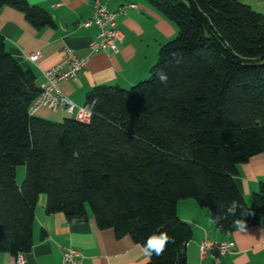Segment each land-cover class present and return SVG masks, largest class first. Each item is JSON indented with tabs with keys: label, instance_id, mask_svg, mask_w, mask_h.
Masks as SVG:
<instances>
[{
	"label": "trees",
	"instance_id": "obj_1",
	"mask_svg": "<svg viewBox=\"0 0 264 264\" xmlns=\"http://www.w3.org/2000/svg\"><path fill=\"white\" fill-rule=\"evenodd\" d=\"M141 1L177 34L160 47L147 79L129 89L92 88L82 107L88 123L30 115L40 87L0 35V255L31 250L40 195L46 215L77 225L90 213L99 230L136 245L167 231L175 242L147 264H187L192 229L177 216L180 201L193 200L211 218L237 200V216L250 213L248 228L262 223L264 183L249 207L235 177L238 166L264 155V15L239 0ZM6 6L36 29L54 26L26 0H0ZM18 166L25 169L20 186ZM233 219L213 225L229 236Z\"/></svg>",
	"mask_w": 264,
	"mask_h": 264
},
{
	"label": "crops",
	"instance_id": "obj_2",
	"mask_svg": "<svg viewBox=\"0 0 264 264\" xmlns=\"http://www.w3.org/2000/svg\"><path fill=\"white\" fill-rule=\"evenodd\" d=\"M99 1L107 11L115 12L128 3L136 5L117 18L120 35L115 43L117 52H91L89 46L97 41L98 27L80 26L91 18L93 3ZM258 14L264 15V0H239ZM30 6L48 13L53 27L36 29L19 11L0 8V35L7 52L23 68L31 70L38 87L45 82L44 73L62 59L65 47L88 62L74 81H61L58 88L77 108L83 107L85 95L96 86H118L129 89L144 80L158 58L162 45L174 39L176 26L149 3L141 0H26ZM39 53L36 62L29 57ZM34 116L62 122L74 118L64 110H38ZM236 186L250 207L252 194L264 183V155L259 154L238 166ZM45 198L40 197L34 211L32 248L23 254V264H60L63 248H73L82 256V264H147L139 245L128 237L116 238L112 230H99L89 213L84 224L71 225L61 213L46 215ZM180 220L192 229V239L186 247L187 264H264V228L262 223L248 228L247 233L233 232L224 236L210 222L208 210L193 200L178 202ZM204 239L232 242L234 250L224 257L206 256L200 259L199 247ZM0 264H17L16 257L1 254Z\"/></svg>",
	"mask_w": 264,
	"mask_h": 264
},
{
	"label": "built area",
	"instance_id": "obj_3",
	"mask_svg": "<svg viewBox=\"0 0 264 264\" xmlns=\"http://www.w3.org/2000/svg\"><path fill=\"white\" fill-rule=\"evenodd\" d=\"M136 9V5L132 3L120 6L115 12H109L99 2L93 3V12L91 18L80 26L90 27L96 25L98 27L97 41L92 42L89 46L91 52L99 50H107L113 53L117 52L115 43L119 40L120 35L117 31V18L124 15L127 10ZM39 53L29 57L31 62H36ZM87 57H78L74 51L65 47L60 62L44 73L45 82L40 87V94L32 102L29 107V114L34 115L38 110L46 108L50 111L64 110L68 115L73 116L75 120L81 123L90 121V113L84 108H77L58 88L61 81H74L86 67ZM264 228V219L262 220ZM234 250L232 242H217L204 239L199 247L200 259L206 256L224 257ZM17 264H23V256L16 257ZM82 256L73 248H63L62 259L60 264H82Z\"/></svg>",
	"mask_w": 264,
	"mask_h": 264
},
{
	"label": "clouds",
	"instance_id": "obj_4",
	"mask_svg": "<svg viewBox=\"0 0 264 264\" xmlns=\"http://www.w3.org/2000/svg\"><path fill=\"white\" fill-rule=\"evenodd\" d=\"M173 56L175 57L176 54L173 53ZM155 75L160 83L167 84L168 75L166 72H164L163 70H157ZM96 102V100L91 101V103L89 104V109L94 108ZM221 207L224 208L223 213L213 214L210 219L211 223L220 225L222 227L223 225L221 222L227 220L231 216L235 217L231 224V227L233 229H235L239 233H247L249 231L247 220L245 219V217L250 213L240 211V215L237 216V212L241 208L239 201L232 200L227 206L222 205ZM73 219L75 220L77 218L73 217ZM174 242V237H172L167 231L158 229L149 234L144 243L139 245V247L143 256L150 260L153 256L159 257L163 255L167 249V246L170 243Z\"/></svg>",
	"mask_w": 264,
	"mask_h": 264
},
{
	"label": "rangeland",
	"instance_id": "obj_5",
	"mask_svg": "<svg viewBox=\"0 0 264 264\" xmlns=\"http://www.w3.org/2000/svg\"><path fill=\"white\" fill-rule=\"evenodd\" d=\"M177 34V33H176ZM175 38V37H174ZM149 76V75H148ZM147 76V77H148ZM147 77L145 79H147ZM144 79V80H145ZM143 81V80H142ZM141 82V81H140ZM24 174H25V169L23 166H18L16 167V182L18 184V186L21 185L22 181H23V178H24ZM40 197H44L45 198V195H40Z\"/></svg>",
	"mask_w": 264,
	"mask_h": 264
}]
</instances>
